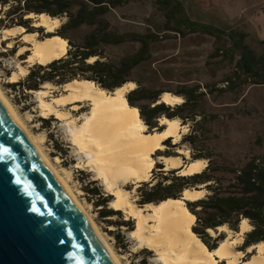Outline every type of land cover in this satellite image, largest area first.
I'll return each instance as SVG.
<instances>
[{
    "label": "trees",
    "instance_id": "16d2710c",
    "mask_svg": "<svg viewBox=\"0 0 264 264\" xmlns=\"http://www.w3.org/2000/svg\"><path fill=\"white\" fill-rule=\"evenodd\" d=\"M169 2L173 6L164 15L163 22L157 24L118 14L127 11L135 0H0L2 9L14 4L4 19L0 18V29L21 28L25 35L37 33L42 37L41 41L60 38L67 44V53L62 59L46 66L35 64L24 79L9 87L20 90L23 98H29L46 84L63 89L73 82L90 83L107 95L134 85L124 99L130 109L138 111L146 128L145 134L163 133L166 127L160 125L162 119L178 121L182 128L191 125L190 134L181 141L182 145L190 147L188 163H206L200 173L180 176V170L165 172L163 166L155 162L151 180L141 183L136 190V205L139 209L158 206L168 200L180 201L185 191L204 192L202 199L185 202L184 207L195 218L192 233L209 252H214L227 237L224 232H218L220 229L225 228L236 235L241 223L247 221L251 230L245 234L238 251L245 252L264 244V155L253 156L241 163L216 153L208 145V124L214 118L203 108V103L206 97L218 92L228 94L243 87L264 88V42H258L261 50L258 54L232 29L219 31L188 22L179 3L161 0L163 7ZM29 15H45L51 20L65 19V22L54 34L43 35L42 28H33L32 21L25 19ZM193 36H207L216 43L224 42L222 49L207 58H225L223 63L230 65L229 74L215 88L192 80L194 75L214 73L209 69L210 64L204 62L203 67H199L195 54L178 48L179 42ZM11 53L16 54V49ZM4 55L0 54V57ZM163 95L181 99L182 103L166 105L160 100ZM40 122L49 124L46 120ZM48 138L51 140L53 136L50 134ZM163 147L165 150L157 152L155 159L182 158L174 152L178 147L172 146L170 139ZM183 163L187 165L184 159ZM96 187L97 182H89L86 194L96 200L93 205L100 209L99 218L117 230L115 239L120 245V228L128 227L130 223L111 221L120 213L107 208L108 197ZM131 190L126 189L127 192ZM122 247L126 250L128 244ZM251 256L247 254L242 263Z\"/></svg>",
    "mask_w": 264,
    "mask_h": 264
},
{
    "label": "rangeland",
    "instance_id": "374dc122",
    "mask_svg": "<svg viewBox=\"0 0 264 264\" xmlns=\"http://www.w3.org/2000/svg\"><path fill=\"white\" fill-rule=\"evenodd\" d=\"M173 2H177L182 6V13L188 22L210 26L219 31H224L228 28L232 29L235 34L245 38V45H248L258 54L261 52L258 42H264V0H173ZM13 5L14 4L10 3L9 6H6L4 9L0 7L1 19H4L6 12L10 7H13ZM172 6L173 3L169 2L167 7H163L161 0H135V3L131 4L127 11H119L118 14L160 24L163 22L164 15ZM25 19L28 20L29 18L26 17ZM31 21L33 28H40L35 26L37 18L31 19ZM57 22V27L53 32H47L43 29V35L54 34L60 25L65 22V19L57 20ZM3 31L4 29L1 28L0 54L5 55L0 57V90L22 124L29 133L36 138L41 150L60 177L67 183L80 205L84 208L101 235L105 238L120 264H163L158 252L139 247L137 241L131 237L130 230H134L135 221L130 219L124 212H119L120 216L111 219L113 222L123 221L125 223H130L128 227L120 228L121 244L118 245L115 239V236L118 234L117 230L109 225L106 220H101L99 218L98 211L100 209H96L93 205V202L96 200L90 198L86 194L85 189L89 182H97L96 188H99L105 197H108L109 203L107 204V208L112 210L110 207L114 197L106 191L102 181L95 175V170L86 165L89 157L81 155L72 144L67 123L65 121H60L55 114L67 113L70 116L69 118L75 119L76 125L80 126L82 124L83 115L90 111L89 103H75L64 109L57 108L53 116L43 118L39 109V95L31 93V97L23 98L20 90H14L9 87L14 84L11 83L9 79L13 74L18 73V67L27 70L28 67L24 64L23 60H20V58L16 56V54L13 55L11 53L14 48L17 53L19 47H23L21 45V37L17 36L14 40L5 39V33ZM33 35H35L34 43L42 42V37L40 35L37 33ZM222 45H224V42L221 41L216 43L215 40L207 36L186 37L185 40L178 43V48L188 53L195 54L197 66L203 67L205 62L206 64H210V70H214V73L209 72L208 75H194L192 77L193 81L203 86L207 84L213 85L215 88L216 85L229 74L228 68H230V65L228 63H223L226 61L225 58L216 60L207 59L217 49H222ZM8 46H10V48ZM219 63L223 64L216 65ZM22 79H24V77H20L18 82ZM132 89L129 87L126 88L124 94ZM62 91V88H52L48 90L46 101H50L52 99L51 97L60 96ZM170 106H175V104ZM203 108L214 118V120L208 124V145L213 147L216 153L230 161L241 163H245L253 156L264 155L263 87H243L234 93L228 94L221 92L214 93L205 98ZM40 120L49 121V124L47 126L43 125ZM190 127L191 125L184 127L185 131H183V134L185 135H180L181 138H179L177 142L174 143L171 141L172 146L178 147L174 152H189V158L190 147L186 144L182 145L181 141L185 136L190 134ZM50 134L53 136L51 140L48 138ZM149 175L146 182H149L152 178L151 173ZM140 184L134 187V181H131L127 184L121 183L118 186L123 191L132 188L130 192H126L129 194V200L135 204L136 207H138L136 205V190ZM93 188L94 187H90V189ZM133 190L135 191L133 192ZM203 195H205V193ZM183 204L185 206V202H183ZM142 209L145 210L146 208L143 207ZM112 211L117 212L114 210ZM152 225L153 224H150L149 226ZM247 226L250 227L249 223ZM249 230L251 229L248 228V230L245 231L246 233H240L239 229V233L236 235H233L228 230V232L225 231L224 233L227 236V241L233 242L241 238L244 242V236L250 232ZM211 235L214 237L213 233H211ZM243 242L234 243L232 246L234 253L239 254V258H241L237 264H243L242 261L247 259V254L252 255L248 261L257 255V250L256 248L253 249L254 247L250 250L247 249V252H238ZM124 244H128L126 250L122 247ZM143 251H146L148 254H143ZM222 263L227 264L226 262ZM217 264H221V262L218 261Z\"/></svg>",
    "mask_w": 264,
    "mask_h": 264
},
{
    "label": "bare ground",
    "instance_id": "6f19581e",
    "mask_svg": "<svg viewBox=\"0 0 264 264\" xmlns=\"http://www.w3.org/2000/svg\"><path fill=\"white\" fill-rule=\"evenodd\" d=\"M27 18H37L35 26L47 32H53L58 24L57 20L53 21L45 15L38 17L29 15ZM14 29L20 30H4V38H16L17 33L23 31L21 28ZM33 41V36L23 37V42L32 44V56L29 58L31 64L37 62V65L46 66L54 60L62 59L67 53L66 42L60 38L47 39L38 43ZM8 47L10 48V46ZM24 52L25 49H21L16 53V56H21ZM27 74V69L18 67V73L13 74L9 80L15 84L20 77H25ZM128 87L132 89L134 85L124 86L112 95H107L96 90L90 83L73 82L63 86L60 96L51 97L50 101H46L48 90L53 88L46 84L35 95L40 96L38 100L39 109L43 118L53 116L57 108L64 109L75 103H89L90 111L83 115L80 126H77L76 120L69 118L67 113L55 115L60 121L67 123L72 144L81 155L89 157L86 165L95 170V175L102 181L106 191L114 197L110 208L117 212L126 213L130 219L135 221V228L131 232V237L137 241L139 247L158 252L163 264H217L218 261L237 264L240 255L233 252L232 246L234 243H240V239L233 242L225 240L217 250L209 252L191 231L195 218L184 207L182 200L194 202L202 199L203 192L185 191L180 201L168 200L158 206H145L146 209L144 210L136 207L129 200V194L118 187L120 183L127 184L131 181H134L136 186L146 182L154 167L155 154L164 150V140L173 138L172 141L176 142L180 137L179 122H169L165 119L160 120V125L166 127L163 133L146 135V128L139 121L138 111L130 109L124 99V93ZM0 96L44 162L62 183L82 215L104 243L114 262L120 264L105 238L80 205L67 183L51 165L36 138L22 124L1 90ZM160 100L169 106L182 103L181 99L170 95H163ZM185 156L188 157V153H185ZM170 159L174 158L159 157L156 158V162L162 164L164 162L166 164L164 170L173 171L172 169L178 165ZM191 164L193 165L187 171L183 173L180 171V176H189L188 174L199 172L203 165L196 162ZM150 224L153 225L149 226ZM248 228L251 229L242 223L240 233L247 231ZM219 231L225 232L227 230L222 228ZM254 248L257 250V255L243 264H264V244Z\"/></svg>",
    "mask_w": 264,
    "mask_h": 264
},
{
    "label": "water",
    "instance_id": "95a60500",
    "mask_svg": "<svg viewBox=\"0 0 264 264\" xmlns=\"http://www.w3.org/2000/svg\"><path fill=\"white\" fill-rule=\"evenodd\" d=\"M0 264H116L1 96Z\"/></svg>",
    "mask_w": 264,
    "mask_h": 264
},
{
    "label": "crops",
    "instance_id": "0c3cea01",
    "mask_svg": "<svg viewBox=\"0 0 264 264\" xmlns=\"http://www.w3.org/2000/svg\"><path fill=\"white\" fill-rule=\"evenodd\" d=\"M37 29V28H36ZM13 30H20V29H12V30H10V31H13ZM23 30V29H22ZM17 36L18 37H21V40H22V43H21V45L23 46V47H19V49H18V51L19 50H21V49H25V52L21 55V56H18V58H21V57H23L26 53H28L29 55L28 56H26V57H24L25 59L23 60V62H24V64L28 67V70L32 67V66H34L37 62H34V63H29V58H31V56H32V53H31V48H32V44H30V43H25V42H23V37H25V36H29V37H31V36H35V35H25V32H24V30L20 33V32H18L17 33ZM17 36H16V38H17ZM16 38H8V39H16ZM34 40H35V38H34ZM67 45V44H66ZM66 55V54H65ZM49 64V63H48ZM124 96H125V94H124ZM126 105V104H125ZM139 120V119H138ZM140 121V120H139ZM179 126H180V131H179V135H185V134H183L184 132L183 131H185V128L183 127H181V125H180V123H179ZM179 138H181V136L179 137ZM168 139V138H167ZM171 141L173 140V138H171L170 139ZM164 141H166V140H164ZM163 141V142H164ZM173 142V141H172ZM177 142V141H176ZM175 143V142H174ZM185 153H188V157L186 158V156H185ZM177 154L179 155V156H181L182 158H174V159H170L171 161H174V162H176L177 163V167L176 168H173L172 170H180L182 173L183 172H185V171H187L189 168H190V166H192L193 164H189L188 162H189V152H180V151H178L177 152ZM183 159L184 160H186L187 161V165H184V163H183ZM196 163H201V164H203L202 165V168H201V170L199 171V172H195V173H192V174H188L189 176H192V175H194V174H198V173H200L201 171H203V169L206 167V163L205 162H196ZM159 164H161L162 166H163V168L165 169L166 168V164H164V162H163V164L161 163V162H159ZM195 164V163H194ZM165 171V170H164ZM167 171V170H166ZM180 172V173H181ZM121 184V183H120ZM134 186H136L135 185V183H134ZM244 224H248L246 221L245 222H243ZM250 231V230H249ZM246 233V232H245ZM238 236V235H237ZM238 239H240L241 240V242H243V240L241 239V238H238ZM253 249H255V248H253ZM234 252V251H233ZM247 252V251H246ZM241 254V253H240ZM241 258H238V263H239V260H240Z\"/></svg>",
    "mask_w": 264,
    "mask_h": 264
},
{
    "label": "flooded vegetation",
    "instance_id": "af4514ba",
    "mask_svg": "<svg viewBox=\"0 0 264 264\" xmlns=\"http://www.w3.org/2000/svg\"><path fill=\"white\" fill-rule=\"evenodd\" d=\"M173 1V0H172Z\"/></svg>",
    "mask_w": 264,
    "mask_h": 264
}]
</instances>
